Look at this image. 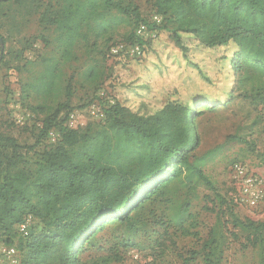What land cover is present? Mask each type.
Here are the masks:
<instances>
[{"label": "rangeland", "instance_id": "rangeland-1", "mask_svg": "<svg viewBox=\"0 0 264 264\" xmlns=\"http://www.w3.org/2000/svg\"><path fill=\"white\" fill-rule=\"evenodd\" d=\"M141 20L147 29L138 39L142 57L110 56L111 46L132 42L128 40ZM160 23L152 0L0 2V135L13 138L20 147L32 146L43 121L62 106L61 114H78L76 127L69 130L94 137L100 130L95 123L103 122L105 114L94 120L86 109L100 91L143 117L157 115L170 102L210 105L213 111L195 119L193 154L209 152L202 171L212 189L196 177L190 182L184 176L172 181L160 191L164 195L157 193L143 203L144 229L134 238L135 247L123 253L120 238L113 239L122 228L112 227L100 236L110 246L117 244L124 258L117 264H205L206 240L220 221L223 241L218 264H261L264 247L254 245L250 231L233 228L229 214L244 223L247 218L264 219L242 205L230 208L231 212L226 207L235 198L229 172L233 164H244L264 179V124L258 116L264 107V76L253 68L235 72L234 42L208 48L192 35L178 33L186 48L183 52L168 32L159 29ZM59 140L54 125L45 143L14 163L11 171L33 170L39 154ZM184 202L188 209L179 223L178 208ZM110 246L104 247L108 251ZM105 256V251H92L81 258L90 263Z\"/></svg>", "mask_w": 264, "mask_h": 264}, {"label": "trees", "instance_id": "trees-1", "mask_svg": "<svg viewBox=\"0 0 264 264\" xmlns=\"http://www.w3.org/2000/svg\"><path fill=\"white\" fill-rule=\"evenodd\" d=\"M152 1L161 16L159 29L168 32L181 51L186 48L178 33L192 35L208 48L232 41L238 47L231 60L235 72L253 68L264 76V0ZM141 22L145 23L136 22L128 41L136 40L134 30ZM95 100H99L97 94L87 106ZM63 109L58 106L53 116L43 121L32 146L20 147L13 138L0 135V244L15 247L19 264L120 263L124 258L118 247L121 253L135 247L133 240L144 229L140 212L147 199L182 176L188 182L196 177L212 189L202 171L209 152L193 154L195 119L213 111L210 105L170 102L157 115L143 117L115 103L104 109V121L95 123L100 130L94 137L66 128L69 112L63 115ZM258 116L261 120L260 112ZM54 125L60 140L39 154L35 168L11 171L14 163L45 143L42 141ZM76 147L79 152L74 151ZM6 148L9 154L4 152ZM227 203L230 212L238 205L231 198ZM186 207L188 202L178 208L179 223ZM27 215L32 216L34 225L29 235L22 237L17 225ZM229 217L233 228L250 231L254 245L263 249L264 221L247 218L244 223L232 214ZM112 227L123 230L113 237L120 238L118 247L100 236ZM221 227L217 221L209 232L205 264L220 262ZM92 251H105L106 256L90 263L81 258Z\"/></svg>", "mask_w": 264, "mask_h": 264}, {"label": "built area", "instance_id": "built-area-1", "mask_svg": "<svg viewBox=\"0 0 264 264\" xmlns=\"http://www.w3.org/2000/svg\"><path fill=\"white\" fill-rule=\"evenodd\" d=\"M154 21L159 22L157 17ZM147 32L146 26L142 23L135 28L134 34L136 40L128 43H118L110 47L109 54L112 57L126 56L129 59H138L142 57L143 51L138 39H142ZM99 100L92 102L86 109V113L95 119H102L104 109L114 106L115 102L109 98L104 91L97 94ZM77 113L68 115L66 126L71 129L75 126ZM260 117L264 124V108L260 110ZM230 182L236 191L235 203L254 210L264 219V179L250 171L244 164L235 163L230 169ZM34 219L31 215L25 216L17 225V232L22 237H27L30 233ZM0 264H19L17 250L13 246L0 244Z\"/></svg>", "mask_w": 264, "mask_h": 264}]
</instances>
